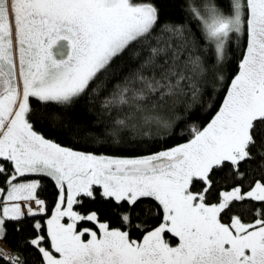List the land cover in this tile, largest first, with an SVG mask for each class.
Segmentation results:
<instances>
[{
  "label": "snow or ice",
  "instance_id": "obj_1",
  "mask_svg": "<svg viewBox=\"0 0 264 264\" xmlns=\"http://www.w3.org/2000/svg\"><path fill=\"white\" fill-rule=\"evenodd\" d=\"M184 2L0 0V264H264V0Z\"/></svg>",
  "mask_w": 264,
  "mask_h": 264
},
{
  "label": "trees",
  "instance_id": "obj_2",
  "mask_svg": "<svg viewBox=\"0 0 264 264\" xmlns=\"http://www.w3.org/2000/svg\"><path fill=\"white\" fill-rule=\"evenodd\" d=\"M225 9L227 8L228 4H227V0H224L223 5H222ZM185 2L184 0H169V13H170V18L176 21H187V16L185 15ZM189 26L193 28V30H195V22H189ZM237 51L236 48V43L235 41H233L230 45H228V51H227V59L225 61V66L227 67L229 62H231L232 67H235V62H236V57L233 55V53ZM209 59L212 60L214 59V55L209 56ZM35 103V101H34ZM79 114V112H78ZM37 131H42L47 138L49 139H53L56 140L57 142H60L62 144H64V146H76L77 150H92V147H97V146H92L89 147L87 149H85L84 147L80 146V145H74L73 143H69L68 141L62 140L60 136L56 135L54 132H52L47 126L45 127H41L40 125H37ZM183 141H178V140H169L167 142V146H171L172 144L175 143H180ZM154 150H159L154 149ZM106 154H117L114 153L113 151L109 150ZM41 189H40V194L42 196V198H45L48 202V208H49V212L48 215L51 214V210L54 208L55 206V199H56V190L55 187L53 185V183L47 179V178H42L41 179ZM200 187V185H195L193 190L195 191L196 189H198ZM97 191H99V189H97ZM79 203L77 205H74V211L80 212L81 214H86L88 212L91 211H97L98 215L100 217V220L103 221H107L111 224L112 227H118L119 226V219L117 217V215L115 214V211L113 210V206L108 203L105 202L102 198L99 197V195H97V198L95 200H92L90 198L87 197H83L80 196L77 198ZM47 216L44 217H37V219H40L41 222H43V220L47 219ZM11 227V226H10ZM80 228L83 227H92V223L91 222H82L79 225ZM11 235V233H10ZM140 233L138 231L133 230L132 231V237L134 239H137L140 237ZM86 238V237H85ZM9 247L12 246V243L9 242Z\"/></svg>",
  "mask_w": 264,
  "mask_h": 264
},
{
  "label": "rangeland",
  "instance_id": "obj_3",
  "mask_svg": "<svg viewBox=\"0 0 264 264\" xmlns=\"http://www.w3.org/2000/svg\"><path fill=\"white\" fill-rule=\"evenodd\" d=\"M86 214H87V213H86ZM50 215H51V214H50ZM64 222H65V223H67V222H68V221H67V218H64Z\"/></svg>",
  "mask_w": 264,
  "mask_h": 264
}]
</instances>
